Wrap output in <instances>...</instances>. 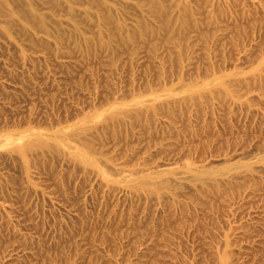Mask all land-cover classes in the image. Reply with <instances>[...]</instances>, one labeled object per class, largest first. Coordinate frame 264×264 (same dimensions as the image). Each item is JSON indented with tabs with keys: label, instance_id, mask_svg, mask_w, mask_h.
Instances as JSON below:
<instances>
[{
	"label": "rangeland",
	"instance_id": "obj_1",
	"mask_svg": "<svg viewBox=\"0 0 264 264\" xmlns=\"http://www.w3.org/2000/svg\"><path fill=\"white\" fill-rule=\"evenodd\" d=\"M0 264H264V0H0Z\"/></svg>",
	"mask_w": 264,
	"mask_h": 264
}]
</instances>
